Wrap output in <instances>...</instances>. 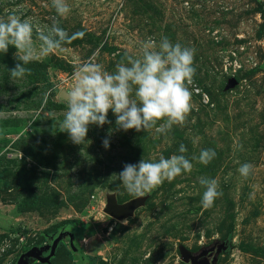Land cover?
Instances as JSON below:
<instances>
[{
	"label": "rangeland",
	"instance_id": "obj_1",
	"mask_svg": "<svg viewBox=\"0 0 264 264\" xmlns=\"http://www.w3.org/2000/svg\"><path fill=\"white\" fill-rule=\"evenodd\" d=\"M66 3L61 18L51 0H0V19L19 9L38 28L58 22L69 36L83 33L27 64L23 79H10L16 50L0 54V264H186L181 249L198 255L216 243L227 248L215 264H264V0ZM164 37L195 50L183 125L166 135L125 132L110 110L111 123L90 125L82 145L59 131L81 65L114 72L144 41ZM33 40L38 46L35 31ZM202 149L216 152L207 165L194 159ZM173 155H185L191 172L142 197L114 175L125 163ZM243 163L253 166L247 179ZM201 178L222 193L208 209ZM131 201L124 219L104 211ZM37 251L48 260L34 259Z\"/></svg>",
	"mask_w": 264,
	"mask_h": 264
},
{
	"label": "clouds",
	"instance_id": "obj_2",
	"mask_svg": "<svg viewBox=\"0 0 264 264\" xmlns=\"http://www.w3.org/2000/svg\"><path fill=\"white\" fill-rule=\"evenodd\" d=\"M57 15L66 17L70 7L66 0H51ZM13 9L6 19H0V54H7L14 48L15 66L9 69L10 79H23L30 74L25 66L33 60L46 57L65 43H70L77 33L69 36L58 22L49 27L38 28L30 18H21ZM36 32L37 46L33 40ZM140 56L126 55L116 65L114 72H107L99 64L86 63L74 73V84L68 91L66 112L59 125L60 132H66L76 145L86 142L90 125L103 127L110 124L108 113L115 116L116 130L146 132L155 129L158 134H167L173 126L183 125L191 109V91L195 75V50L180 43L173 44L167 37L157 44L149 38L140 47ZM112 129H109V136ZM105 149L110 140L103 141ZM187 151L185 145L180 153ZM216 157L214 149H202L198 159L207 165ZM191 161L185 155L160 157L158 161L125 163L119 173H114L125 190L142 197L152 192L165 181L171 182L185 172H191ZM250 163H243L237 169L247 179L252 172ZM205 189L201 198L203 208H211L216 198L222 195L215 179L201 178Z\"/></svg>",
	"mask_w": 264,
	"mask_h": 264
},
{
	"label": "water",
	"instance_id": "obj_3",
	"mask_svg": "<svg viewBox=\"0 0 264 264\" xmlns=\"http://www.w3.org/2000/svg\"><path fill=\"white\" fill-rule=\"evenodd\" d=\"M135 206H136L135 201L128 202L121 206H118L115 203L110 202L104 211L108 216L117 220H121L130 216L133 210L135 209ZM226 248H227L226 243H216L215 246L202 251L198 255H193L190 252L186 251L185 249H181L180 254L183 262L186 264H215L217 254L225 251ZM54 250H55V243L52 246L50 255L54 254ZM209 257H212L211 260L209 259ZM33 258L39 260L40 262H45L48 260L49 257L41 258L39 253H35L33 255Z\"/></svg>",
	"mask_w": 264,
	"mask_h": 264
},
{
	"label": "flooded vegetation",
	"instance_id": "obj_4",
	"mask_svg": "<svg viewBox=\"0 0 264 264\" xmlns=\"http://www.w3.org/2000/svg\"><path fill=\"white\" fill-rule=\"evenodd\" d=\"M36 253H38V251H37ZM39 255H40V253H39ZM43 256H44V255H40L41 258H42ZM211 258H212V257H209L210 260H211Z\"/></svg>",
	"mask_w": 264,
	"mask_h": 264
}]
</instances>
